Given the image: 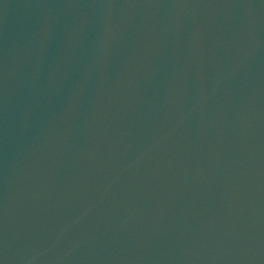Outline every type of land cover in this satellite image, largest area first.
<instances>
[{
	"label": "water",
	"instance_id": "obj_1",
	"mask_svg": "<svg viewBox=\"0 0 264 264\" xmlns=\"http://www.w3.org/2000/svg\"><path fill=\"white\" fill-rule=\"evenodd\" d=\"M0 264H264V0H0Z\"/></svg>",
	"mask_w": 264,
	"mask_h": 264
}]
</instances>
